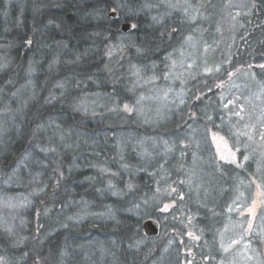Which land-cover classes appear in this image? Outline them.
<instances>
[{"label":"trees","instance_id":"trees-1","mask_svg":"<svg viewBox=\"0 0 264 264\" xmlns=\"http://www.w3.org/2000/svg\"><path fill=\"white\" fill-rule=\"evenodd\" d=\"M251 6L250 15L239 31L238 41L227 61L228 66L222 72L205 77V81L199 80L203 84L200 88L194 87V83L188 84L190 88H186L183 105H175L176 115L164 119L169 123L168 131L155 137V148L151 140L143 143L144 150L161 153L155 167L147 166L150 161L146 160L145 168H141L135 157L129 159L128 144L134 133L119 117L116 123L112 120L104 122V128L113 136L117 128L121 130L119 148L113 147L115 139L110 140L103 151L93 152L89 148L85 153L87 163L81 164L77 160L78 166L72 168L71 173L68 169L70 158L63 152L54 155L58 149L45 154L40 152L39 157L33 153L29 157L38 161L35 169L38 182L51 198H32L37 204H46L40 212L36 206L30 208V215L26 216L30 223L25 234L44 236L48 228V218L42 215L45 211H48V217H55L62 211H76L85 216L78 229L69 235L66 228L56 225L54 230L48 228V236L44 239L47 245L48 238L64 233L60 236L61 242L74 252L71 264H103L99 261V248L104 245L111 256L110 264H181L182 259L188 258L190 248L196 247L197 260H205L210 252L217 250V235L223 224L236 220L238 214L247 209L253 199L255 184L264 189V0H252ZM4 9V0H0V23L5 18L17 17V14L20 17L16 5L9 8L8 16L3 14ZM32 14L27 7L20 17L26 20L27 35L22 41L26 47L36 43L32 35ZM125 21L130 20H122L119 14L106 24L107 44L115 45L119 38L129 36H135L137 44L144 40L151 59L146 62L134 60L132 64L147 69L154 66L158 72L166 58L176 53L181 42L178 32L172 34L169 30L172 24L165 19L151 25L147 35L137 31L142 27L137 21H134L135 30L124 33L120 24ZM37 39L43 46L60 44L58 39L53 41L47 36ZM63 43L67 44V41ZM127 43L124 39L123 44ZM79 56L80 52L75 51L73 58L79 59ZM109 57L106 51L104 60ZM219 57L218 53L216 60L213 58L214 63L222 62ZM240 67L250 75L246 76L245 84L240 85L241 91L234 87L229 93L236 90L239 96L248 97V101L255 99L246 102V106L240 97L230 103L231 97L219 96L217 82L227 80L228 75ZM115 100L119 104L123 99L116 96ZM210 129L220 132L238 150L240 165L217 159L209 140ZM121 155L120 163H114ZM61 162L66 166H61ZM56 169H59L56 175L61 179L69 174L72 176L73 196L68 199L73 207L60 199L57 190L53 189L59 181L46 179ZM125 169H131V172ZM161 189L166 191L161 193ZM12 192L18 195L23 190ZM167 205L169 207L165 209ZM28 211L26 208L22 215ZM88 213L102 214V218L94 220ZM263 213L264 209H261L260 216ZM149 220L158 222L155 236L147 234L143 227ZM189 228L200 238L197 244H191L187 238ZM36 258L40 264V256Z\"/></svg>","mask_w":264,"mask_h":264},{"label":"clouds","instance_id":"clouds-1","mask_svg":"<svg viewBox=\"0 0 264 264\" xmlns=\"http://www.w3.org/2000/svg\"><path fill=\"white\" fill-rule=\"evenodd\" d=\"M162 2L20 0L21 5L26 6L21 8L20 17L27 7L32 8V35L36 41L32 47L22 43L27 35L25 19L10 17L0 23V192L22 189L15 199L24 201L23 207L29 209L25 215L20 214L19 208L0 214V264H36V256H40V264H71L74 252L61 242L60 236L64 233L48 238L47 245L44 239L48 228L54 230L56 225L66 228L71 235L84 222V215L62 211L48 217L45 211L42 215L48 218V228L44 236L25 234L30 223L26 216L30 215L31 207L39 206L32 198H51L38 182L35 171L38 161L29 159L33 153L40 156L37 149L42 143H55L58 151L54 155L63 152L70 158L71 173L72 168L78 166L77 160L87 163L85 153L89 148L93 152L103 151L112 139L116 140L113 147L119 148L121 130L117 128L113 136L104 128L106 120L116 123L119 117L134 133L128 144L129 159L135 157L141 168H145L146 160L150 161L147 166L159 164L161 153L144 150L143 143L151 140L155 148V137L166 133L169 123L158 112L146 114L141 106L146 97L134 95L138 84H129L132 62L150 60L149 49L144 40L137 44L135 36L121 37L115 45H108L105 33L106 24L112 22L109 10L114 7L122 20L141 23L137 31L147 35L151 25L159 23L160 17L152 12ZM9 3L10 0H5V7ZM124 29L132 32L127 24ZM38 36L58 39L60 44L43 46ZM124 39L127 45L123 44ZM112 47L121 52L105 61L103 54L110 53ZM73 50L80 52L79 59L73 58ZM121 55L124 63H121ZM116 96L129 100L132 111L125 109L121 115ZM92 97L96 100L83 103ZM137 148L141 151H136ZM122 159L121 155L114 163ZM61 166L66 165L61 162ZM58 171L56 169L46 179L59 181L53 189L73 207L68 199L73 196L72 176L61 179L56 175ZM125 171L131 172V169ZM160 191L163 193L166 189ZM88 216L94 220L102 218L98 213H88Z\"/></svg>","mask_w":264,"mask_h":264},{"label":"rangeland","instance_id":"rangeland-1","mask_svg":"<svg viewBox=\"0 0 264 264\" xmlns=\"http://www.w3.org/2000/svg\"><path fill=\"white\" fill-rule=\"evenodd\" d=\"M251 4L252 0H163L159 7L153 10L152 15H158L162 21L166 19L171 22L172 26L169 30H172V34L177 31L181 42L176 53L166 58L164 66L158 72L154 66L149 69L133 64L131 66L129 84H138L134 95L146 97L141 101L142 110L146 114L155 115L158 112L164 119L176 115L175 105H183L186 88H190L188 84L194 83V87L200 88L203 84H200L199 80L205 81V77L222 72L228 66L227 61L238 41L239 31L250 15ZM13 5L17 6L18 13L22 7H25L21 5L20 0H10L5 7L4 0L5 16L10 15L9 8ZM28 8L32 11V8ZM109 14L114 18L119 15L115 9H111ZM16 16L18 17V14ZM125 24H129L132 30L136 29V24L132 20L121 22L120 28L124 33H127L122 27ZM120 52L121 49L112 47L109 55L116 56ZM218 53L222 62L218 60L214 63L216 61L213 58L215 59ZM120 59L121 62L124 61L122 55ZM249 75L245 68L240 67L231 72L227 80L218 81L220 98L231 97L230 103H235L234 100L240 97L245 106L246 102L255 101V99L248 101V97L243 94L239 96L236 90H233V94L229 93V89L234 87L239 91L240 85L245 84V79H248L246 76ZM199 93L200 90L196 93L197 97ZM95 100L96 98L92 97L91 100L85 99L83 103L87 104ZM118 106L121 111L125 109L128 112L132 111L128 100H120ZM248 128L252 130L251 125ZM209 140L219 161L240 165L238 150L220 132L210 129ZM52 149H57V145L45 142L37 151L45 154L50 153ZM16 196L17 194L12 191L0 192V214H6L17 208L20 214H23L26 209L23 207L25 202L15 199ZM44 204L46 202L39 203L36 210L38 212L43 210ZM168 207L167 205L165 209ZM261 209H264V189L257 183L253 199L247 209L240 212L236 220L223 224L217 235V250L210 252L205 260H197L196 247L190 248L188 258L182 259L181 264H264V213L260 216ZM187 238L191 244H197L200 240L190 228ZM110 260L107 246L100 247L99 261L110 264ZM35 261L39 264L36 257Z\"/></svg>","mask_w":264,"mask_h":264},{"label":"water","instance_id":"water-1","mask_svg":"<svg viewBox=\"0 0 264 264\" xmlns=\"http://www.w3.org/2000/svg\"><path fill=\"white\" fill-rule=\"evenodd\" d=\"M127 25H128V27L130 26L129 24H127ZM122 27L124 29V25ZM143 227H144L147 234L154 235V234L158 233L159 225H158V222L155 220L146 221L143 224Z\"/></svg>","mask_w":264,"mask_h":264}]
</instances>
